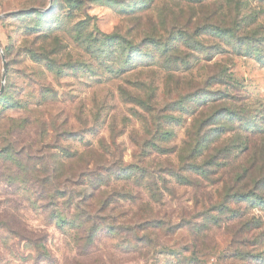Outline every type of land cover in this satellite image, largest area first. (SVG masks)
I'll use <instances>...</instances> for the list:
<instances>
[{"label":"rangeland","instance_id":"374dc122","mask_svg":"<svg viewBox=\"0 0 264 264\" xmlns=\"http://www.w3.org/2000/svg\"><path fill=\"white\" fill-rule=\"evenodd\" d=\"M0 49V264H264V203L234 202L229 178L251 157L254 190L264 168V0H0ZM191 153L222 162L215 183L178 181ZM60 163L103 205L89 247L72 204L65 222L44 208Z\"/></svg>","mask_w":264,"mask_h":264},{"label":"trees","instance_id":"16d2710c","mask_svg":"<svg viewBox=\"0 0 264 264\" xmlns=\"http://www.w3.org/2000/svg\"><path fill=\"white\" fill-rule=\"evenodd\" d=\"M215 99L216 98H212L211 101ZM229 112L233 115V111H229ZM220 122H221V118H220ZM246 127H247L246 129L247 131H245V133L247 134V139H249V137L252 138L253 137L252 135L255 133H260V128H259L260 126H258V121L252 120L250 125ZM247 145L248 144L246 141L244 148H247ZM222 148L223 147H218L216 151L220 152ZM193 150H198V149L194 148ZM106 151H108V149H106ZM192 153H194V151ZM192 153L188 155L187 159L180 161L177 169L179 170L188 169L189 175L186 174L184 177L175 175L178 181L182 179L187 182L188 180L189 183H192L196 186H200L201 188L205 187L210 181H212V183H215L216 178L214 177L212 179L211 175L213 176V174H215L216 171H218V168L221 167L219 164H222V162L217 160L216 156H210L208 158L203 159L202 161H197V159H195L196 155ZM12 155L16 158V161L18 164L20 163V161L22 163V159L19 160L21 158L20 152L13 150ZM95 155L97 157L96 164H100L101 169L105 168L109 170L110 167L112 168V165L110 166V164L109 165L106 164V160H103L102 154L96 151ZM236 159L237 158H234L232 161ZM232 161H229V162L227 161L228 163H230V166H231ZM75 165L73 163H70L66 167L64 164L60 163L58 168H54V171L52 174L54 182H53L52 193L50 195L51 199L50 198L47 199V203L45 204L44 208L46 209L50 206L51 210L49 211V215H48L49 218L51 219L56 218L59 221L65 222V219L63 218V214L57 211L56 213L54 212L56 209L55 207L57 206V202L60 201L61 199L64 202L63 205H68V203L72 204L74 206V214L73 216L70 217L69 223L77 224L79 234L81 236V238H79L78 240V243H82V247H89L93 242L94 232H96V229L98 227L96 226L95 223L99 219L98 218L99 211L103 205L99 204L97 206H93L91 204H88L86 200V193H87L86 189L88 187L85 184H83V181H82L84 170H82V168L78 166V163H76ZM237 167H241L243 170L240 173L236 174L235 176H232V175L229 176L230 180H233V182H235V183H232L231 186L233 188H238V184H241L246 189L249 186V182L242 183L241 181H237V180L240 179V174H243V173L245 174L247 170L257 169L256 162L254 161L253 158L247 157L245 159H241ZM259 168H260L259 174H254L253 177L251 178L252 186L257 185V188H255L254 190L248 188L250 190L247 189V191L245 189L242 191L235 190L234 193L230 194V199H232L234 202L246 201V202L257 204V205L264 203V172H263L264 168L263 166H260ZM173 173L175 174V172ZM193 174H196L198 176H192ZM41 182L44 183L46 181L42 179ZM72 187L80 188V190L74 194L71 189ZM256 189H258L259 191L258 193H255ZM226 196L228 195H224V198H222L220 202L215 203L216 205H215L214 211H216L217 209V214L216 212L208 213L207 212L208 210L205 211V213L207 212V216L203 217V220L200 226L198 224H195L196 226H198L197 227L198 230H201L202 227L208 226L209 222L218 224L220 226V222L223 217L222 215H224V213L228 211ZM145 226H150L151 228L154 229V228H157L159 224L157 222H154L153 220L152 221L145 220L143 223L141 222L136 223L134 226H131L129 229L132 231V233L135 232L134 235L123 238L121 242L125 243V245L127 246H133V247H136L137 244L140 242H144L147 239L144 236H138L137 233L143 230L144 229L143 227ZM150 227H146L145 229H149ZM242 228L243 226L237 229L235 231V234H237V232L238 233L241 232Z\"/></svg>","mask_w":264,"mask_h":264},{"label":"water","instance_id":"95a60500","mask_svg":"<svg viewBox=\"0 0 264 264\" xmlns=\"http://www.w3.org/2000/svg\"><path fill=\"white\" fill-rule=\"evenodd\" d=\"M14 12H16V11H13V12H11V13H14ZM0 56H1L2 65H3L2 80H4V78H5V71H6V67H7V63H6L5 59H4V56H3L2 52H1V49H0ZM1 89H2V86H1ZM0 91H1V90H0Z\"/></svg>","mask_w":264,"mask_h":264}]
</instances>
